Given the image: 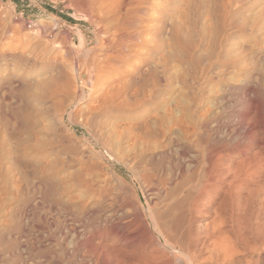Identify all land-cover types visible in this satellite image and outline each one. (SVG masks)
I'll return each mask as SVG.
<instances>
[{"label": "bare ground", "instance_id": "obj_1", "mask_svg": "<svg viewBox=\"0 0 264 264\" xmlns=\"http://www.w3.org/2000/svg\"><path fill=\"white\" fill-rule=\"evenodd\" d=\"M78 1L92 12L129 14L138 25L142 19L137 16L158 3ZM254 48L240 45L247 63L237 83L222 81L219 93L215 88L218 94L208 100V111L193 124L167 127L144 118L129 123L132 144L152 146L114 157L126 167L131 183L114 167L86 158L73 170H59L33 152L29 139L10 152L13 197L10 202L5 197L0 219V264H264V49ZM204 62L195 61L193 87L216 74L214 59ZM157 74L154 83L160 86L164 79ZM86 82L88 87L92 83ZM0 87H6L5 79ZM34 124L24 128L32 131Z\"/></svg>", "mask_w": 264, "mask_h": 264}, {"label": "rangeland", "instance_id": "obj_2", "mask_svg": "<svg viewBox=\"0 0 264 264\" xmlns=\"http://www.w3.org/2000/svg\"><path fill=\"white\" fill-rule=\"evenodd\" d=\"M155 1L153 9L137 16L143 23L138 25L129 14L92 12L78 0H0V81H6V87H0V219L5 197L9 202L13 197L9 153L21 148L23 141L29 139L33 152L49 158L59 170H73L86 158L114 167L131 183L126 167L114 157H129L132 149L137 155L152 146L141 143L142 147L138 141L134 146L129 123L144 118L169 127L193 124L208 111V100L219 93L222 81L237 83L245 68L242 63H247L240 45L264 49V0ZM207 59H214L216 76L193 87L195 61ZM150 65L160 68L152 76ZM157 72L164 79L161 87L154 83ZM32 124L37 126L34 131L24 128Z\"/></svg>", "mask_w": 264, "mask_h": 264}]
</instances>
